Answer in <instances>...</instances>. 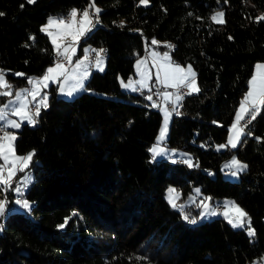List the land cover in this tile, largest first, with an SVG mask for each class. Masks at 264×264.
<instances>
[{"label":"trees","instance_id":"16d2710c","mask_svg":"<svg viewBox=\"0 0 264 264\" xmlns=\"http://www.w3.org/2000/svg\"><path fill=\"white\" fill-rule=\"evenodd\" d=\"M94 1L100 12L79 46L106 47L104 68L91 70L73 97L50 85L36 123L16 129L15 151L34 152L23 193L31 204L0 213V264H264V109L243 125L235 148H216L254 63L264 60V0ZM89 2L0 0V69L12 90L55 60L41 31L48 16ZM217 9L223 23L212 19ZM146 43L194 69L199 91L181 96L166 138L192 153L191 167L149 158L161 111L139 90L121 88ZM232 154L247 165L237 179L220 167ZM169 183L181 199L196 185L211 200L232 197L255 235L222 215L198 218L194 203L185 214L173 208ZM7 195L11 204L14 189Z\"/></svg>","mask_w":264,"mask_h":264},{"label":"rangeland","instance_id":"374dc122","mask_svg":"<svg viewBox=\"0 0 264 264\" xmlns=\"http://www.w3.org/2000/svg\"><path fill=\"white\" fill-rule=\"evenodd\" d=\"M139 2H140V0H139ZM90 3H94L95 8H98V9L101 8V5L94 0H90ZM90 3H89V5H90ZM86 8H89V6ZM86 8H84V9H86ZM73 9H77V8L74 7ZM84 9L78 11L80 15L83 13ZM89 9H91V11L89 10V12L92 15V17L97 16V13L94 12V9H92V8H89ZM217 13H223V10L222 9L215 10L212 13V17L214 15H216ZM80 15L76 17L77 21H79ZM261 15H264V12L259 14V16H261ZM50 17H53V16H50ZM57 18H63L65 21L71 20L70 16H69V18H64L62 16H58ZM223 18H224V13H223L222 19ZM218 19H219V17H218ZM45 24L46 23H44V22L42 23V25H45ZM49 31H52L55 33L58 30L56 28H50ZM80 37H79V39H80ZM66 39H69L70 41L74 40L72 35L61 34V35L57 36V42L60 45ZM153 39H155L156 41H160L159 39H156L154 37H153ZM153 39H152V41H153ZM77 47H78V45H77V41H76V46L74 47V52L77 51ZM145 47H146V51L144 53H142L141 55H139L138 57H136V59L134 60V73L131 74L130 76L126 77V78H121L120 84H121L122 89L129 90L132 92H136V90L140 86L145 87L144 85H146L147 88H148V86H150V84H154V83H158V84L160 83V84L164 85V90H162V92H160L158 100H151L152 104L154 106H156L161 111V121H160V125L158 128V132H157L154 140L151 141L150 144L148 145L149 158L152 160L160 159V158H167L171 161H176L178 159H181L182 161L190 160L191 164H192L193 163V156H192V153L188 149H185L183 147L170 146L166 142V138L168 135L169 120H170V117H171L173 111H175L174 110L175 107L178 106L179 100H177V97L178 96L181 97V94H179L180 93L179 91L171 89V88H173L172 87L173 81L171 79L167 83H165V80H164V71L166 69L170 70L169 66H171L172 68L179 66V67L183 68L185 70V72H187L189 66H191V65L188 63L183 64V63H179V62L174 61L171 58L168 50L155 49V48H153L152 45L147 44V43L145 44ZM87 48H88V45H84L83 55L86 54ZM165 53L168 54L167 58H165ZM88 58H89V55H88ZM103 59H105V58H103ZM138 60L142 61V64L139 66L137 65ZM259 61H262V60H259ZM103 68L104 67H102L100 70H103ZM191 70L194 72V69L192 66H191ZM161 75L163 77H161ZM4 77H5V75H4ZM194 79H195L196 87H198L197 80H196L195 76H194ZM5 80H6V78H5ZM191 80H192V77H189V80L186 81V83L184 85L187 86L188 83H191ZM82 83H83V81H82ZM126 84L130 85V86L124 87V85H126ZM26 85L17 86L13 90L11 88H0V93H2V92H10L11 93V95H0V107H3L4 105H8V107L4 109V111L6 112V118L4 120H0V124H1L0 136H3L5 132H8L9 134L16 136V129L17 128L11 127L7 123V121H9V120L16 121L20 125L23 122H27V120L22 119L20 116L15 115L14 110L16 108L20 107L21 101H23V103L27 105V111L35 119V109H36L35 105L43 98L42 93H41L42 91L40 90V87H39L38 90H39L40 94L38 96H36L35 99H33V97L30 95V99H29V97L26 93V89H25ZM48 86L49 85H47V87ZM177 86H182V85L178 84ZM23 89H25V92L24 91L22 92ZM140 89H142V88H139L138 90H140ZM189 89H190V91H192L191 88H189ZM82 90L83 89H78V91H73V95H71V96H69L68 93H65V94L59 93V94L66 96V97H73L74 95H76L77 93H79ZM146 90H148V89H146ZM17 92L21 93V96L19 98L16 96ZM164 93H168L169 96L166 98ZM45 94L47 95V92ZM240 99H242V97ZM240 99L236 105V109H235L233 118H232L230 124L228 125L226 140L224 142H220V143L216 144V148H218V149H222L219 147L220 145H226L223 148H226V147L232 148V146L230 144H228V141H229L230 137L235 136V131L232 130V125L234 122H237V120H236L237 113H238V110L240 109L241 102L243 101ZM170 104L172 105V107H170ZM31 105H34L33 106L34 109H31ZM244 114L245 113L242 114L243 118H245V116H246ZM31 125H33V124H31ZM238 127L243 129V131H242V133H243L244 127H243V125L240 124V120L238 121ZM164 128H166L164 138L162 140H158V137L160 136V133H161L162 129H164ZM238 141H237V143H238ZM157 146L159 149L163 150V153L154 154L152 151H150V149H153L154 147H157ZM30 152L31 151H27L25 153H17L15 151L16 155L21 156V157L27 155ZM154 155H155V158H154ZM234 159L239 161L242 165H245L244 161L237 158L234 154H232V155L228 156L227 158H225L224 160H222L220 167L222 170V175L226 178H229V179L239 178L240 170L235 165L232 164V161ZM3 164H4V161L2 159H0V165H3ZM10 166L11 165H8V167H10ZM233 172H236L237 174L235 176H233L232 175ZM5 176H7V172H5ZM32 176H33L32 170L29 168H25L23 171H17L15 173V175L12 177L13 178L12 189H14L15 194H19L20 199H17L15 197L16 195H12L14 197V199H13V202L11 204H7V201L10 199L7 196L8 186L0 185V187H2V188H0V201H4V203H5V208H4L3 214L5 213L6 209L7 210L8 209L9 210H13V209L14 210H28L29 207L24 208L23 204H18L16 201L17 200L27 201L29 203V206H30L31 201L28 200L26 197H24L23 193L25 192L29 183L31 182ZM17 188H19L20 190L17 191ZM169 189H175L176 190V193H173L172 195L175 196L176 194H178V198L176 199V204L178 206H181V205L183 206V207H176V208L181 209L183 214H185V210L187 211L189 209V208H187V205H191V203H194L193 205H197L199 208L197 211L194 209H192V211L194 213H197L198 218H201V219L222 215L228 221H229V219H232L235 221V219H236L235 215L233 214V212H231L229 210V208L227 206L230 205L232 202H235L236 205H239V207L242 208V206L230 196H224L220 199L216 198V199L211 200L209 195L207 193H204L203 190H201L200 187L197 185L193 186L192 190L189 192V194L184 199H181L179 197V194H180L179 190L176 188V186L174 184L169 183L167 188H166V191H165V197L167 200L169 197ZM6 196L8 198L7 201L5 200ZM219 200L223 204L222 209H219L216 206V204L219 202ZM202 201H203V203L208 205L207 209H205L202 206V203H201ZM202 212L205 213L204 216H201ZM226 212L228 213L227 216L225 215ZM213 213H215V214H213ZM231 225H233V224H231ZM249 225H250L249 224V218L247 216L246 218H244V223L242 225L243 227H245L247 232H248ZM251 229H252V227H251ZM262 261L264 263V256L262 258Z\"/></svg>","mask_w":264,"mask_h":264},{"label":"snow or ice","instance_id":"6c2138e0","mask_svg":"<svg viewBox=\"0 0 264 264\" xmlns=\"http://www.w3.org/2000/svg\"><path fill=\"white\" fill-rule=\"evenodd\" d=\"M35 0H28V3H34ZM149 0H140L141 4H147ZM23 7V5H21ZM89 8L94 9L95 13H99L100 9L95 8L94 3H90ZM0 15H3V13H0ZM71 20L65 21L63 18H55V17H49L48 21L45 25L41 26V31L45 32L51 39L53 44L56 46L57 49H59L60 44L57 42V36L61 34L65 35H72L74 40L79 39L80 36H83L87 31H89L92 27H94L93 23V17L89 12V9L86 8L83 10V13L80 15L79 21H77L76 17L78 15L77 9H72L69 13ZM219 17V19H218ZM223 13H217L212 17L213 20H216L218 23H223ZM257 20H264V15H261L260 17H257ZM123 23V22H122ZM50 28H56L57 32L49 31ZM30 39H33L30 37ZM153 44L159 43L155 39L152 41ZM171 46V45H169ZM96 52L97 56V63L100 62V56L104 52L103 49L94 50ZM64 54L67 56V58L71 59V57L68 55V49L65 48ZM58 55L60 53L58 52ZM167 53H165V58H167ZM77 68L80 66V61H77ZM142 61L138 60L137 65H141ZM257 73H255L252 78L249 80V90L246 93L244 100L241 102L240 109L237 113V122H234L232 125V130L235 131V136L230 137L228 144H230L233 148L237 146V141L240 139L241 133L243 131L242 128L238 127V121L243 119V113H249L251 115V119H255L256 116L261 112L262 109H264V64H257ZM170 70L164 71V80L165 83H167L170 79L173 81L172 87H176L179 85H184L186 81L189 80V77H192L191 83L187 84V87L191 88L193 92L199 91L198 87H196L195 83V73L191 70V66H189L187 72L179 66H176L172 68L169 66ZM65 68L64 65L61 63L56 64L53 67H49L45 75L38 80H31L30 83L33 84V90L28 92V95H31L33 99H35L36 96H38L39 93V86L43 84L44 86H47V81L54 80L57 76L65 75ZM16 75H23L21 73H17ZM86 75V74H85ZM130 85H124V87H129ZM146 87V85H144ZM11 86L7 84V81L5 80L4 73L0 71V88H10ZM63 91V89H61ZM75 91V89L73 90ZM0 95H11L10 92H2ZM69 96L73 95V92L68 93ZM165 97L167 98L169 96L168 93H164ZM16 96L19 98L21 96L20 92L16 93ZM148 99H151V97H148ZM181 99V97H177V100ZM48 97L45 94L43 98L36 104L35 109V115L38 116L41 111V105L44 108L48 107L47 104ZM11 103V102H10ZM8 105H4L3 107H0V120H4L6 118V112L4 111L5 108H7ZM15 115L20 116L22 119L27 120L30 124H35L36 120L33 118L31 114L27 111V105L21 101L20 107L16 108ZM7 123L13 127V128H19L21 125L16 122L9 120ZM231 131V130H230ZM166 132V128L162 129L160 136L158 137V140H162L164 138ZM16 137L14 135L9 134L8 132H5L3 136H0V159L4 161L3 165H0V185L4 186H10L12 177L15 175L17 171H23L25 168L28 167V164L31 162L32 156L34 155V152H30L27 155L21 157L17 156L15 153L14 148V141ZM226 145H220V148L225 147ZM154 154H161L163 153L162 149H159L158 146L154 147L153 149H150ZM155 158V155H154ZM184 163H187L190 167L192 166L190 160H185ZM232 164L235 165L240 171H243L246 169L247 165H242L239 161L233 160ZM8 165H11L8 167ZM5 172H7V176H5ZM237 173L233 172L232 175L235 176ZM20 189L17 188V191ZM176 193L175 189H169V203L173 208L176 207H183L178 206L176 204V199L178 198V194L173 196L172 194ZM18 204H23L24 208L29 207V203L27 201L23 200H17ZM202 206L207 209L208 205L201 202ZM231 212L235 215L236 219L235 221L232 219H229V223L233 224V227H240L244 223V218L247 217V213L239 207V205H236L235 202H232L230 205L227 206ZM5 208L4 201H0V213H3ZM215 214V213H213ZM205 213L202 212L201 216H204ZM225 215L227 216L228 213L226 212ZM185 220H188L189 223H196L195 219H189V217L185 216ZM67 222V218H66ZM58 227L63 228L64 225H58ZM248 234L249 236H254L255 232L253 229H251L250 225L248 228ZM139 259V258H138ZM147 259V258H143Z\"/></svg>","mask_w":264,"mask_h":264},{"label":"crops","instance_id":"0c3cea01","mask_svg":"<svg viewBox=\"0 0 264 264\" xmlns=\"http://www.w3.org/2000/svg\"><path fill=\"white\" fill-rule=\"evenodd\" d=\"M90 3V2H89ZM89 3H88V6H89ZM87 6V7H88ZM74 8V7H73ZM71 8L70 11L73 9ZM76 8V7H75ZM78 11L82 10V9H79L77 8ZM70 11L68 12V14L70 13ZM79 12H78V15L79 16ZM50 16H53L55 18H57L58 16H61V15H50ZM48 16V18L50 17ZM70 15H68L67 17H64V18H69ZM48 18L44 21V23H47L48 21ZM52 41V39H51ZM63 41V40H62ZM76 41H77V51L74 52V47L76 46ZM70 42V43H69ZM53 43V42H52ZM54 45V44H53ZM65 48L68 49V55L71 57L70 61L69 59L67 58V56L64 54V50ZM91 48V45H88V48L86 50V54L83 55V51H84V45L80 48L79 46V39L78 40H69V39H66L65 41H63V43L60 45V48L59 50L56 48V46L54 45V50L55 52L58 54V52L62 55H64L66 58H67V61H59V60H54L52 63H50L46 68L45 70L39 74V75H34V76H31L29 78V83L26 85L25 89H26V93L28 95V92L32 91L33 90V84L30 83L31 80H38L39 78L43 77L45 75V72L46 70L49 68V67H53L55 66L56 64L58 63H61L64 65V68H65V75H61V76H57L54 80H49L47 81V85H55V88H56V92L59 94H65V93H69V92H73V90L75 89V91H78V89H83L84 88V81L86 79V77L88 76V74L90 73L91 70H94V69H101L102 67H104L105 65V59L103 58H99L100 59V62L99 64L97 63V59L94 61V62H90L89 61V58H88V53H89V50ZM156 54V53H155ZM154 54V55H155ZM77 61H80V66L79 68H77ZM257 64H264V60L262 61H256L254 63V67H253V72L250 76V79L252 78V76L257 73V68H256V65ZM1 70V69H0ZM2 71V70H1ZM195 73V72H194ZM86 74V75H85ZM77 77V78H76ZM161 77H163L161 75ZM162 79V78H161ZM249 79V80H250ZM83 81V83H82ZM160 84V83H159ZM158 83H154V84H150V86L147 87H139V88H144V89H150L152 87H154L155 85H159ZM82 85V86H81ZM48 86V87H49ZM40 90L42 91V96L45 95V93L47 92V95H48V87L47 86H44L43 84H41L40 86ZM138 88V89H139ZM174 88V87H173ZM25 89L22 90V92L24 91L25 92ZM61 89H63V91H61ZM137 89V90H138ZM136 90V91H137ZM164 90V89H163ZM247 90V91H246ZM246 90L241 94V97L242 99L240 100H244V97L246 95V93L248 92L249 90V81H248V86L246 88ZM190 91V89H189ZM162 92V91H161ZM181 94V96L183 95L182 93H179ZM29 99H30V95H28ZM48 97V96H47ZM240 97V98H241ZM42 98V97H41ZM36 107V105H35ZM42 107V106H41ZM248 114V113H247ZM246 113L244 115H247Z\"/></svg>","mask_w":264,"mask_h":264},{"label":"built area","instance_id":"2783aa9c","mask_svg":"<svg viewBox=\"0 0 264 264\" xmlns=\"http://www.w3.org/2000/svg\"><path fill=\"white\" fill-rule=\"evenodd\" d=\"M89 9V8H88ZM90 11H91V9H89ZM61 16L62 17H67L68 16V13H62L61 14ZM93 20H95L94 19V17H93ZM99 49H103L104 50V52L103 53H107V49H106V47H104V46H94V45H92L91 46V48H90V50H89V53H88V55H89V61L90 62H94L96 59H97V56H96V52L94 51V50H99ZM103 53L101 54V58H103ZM55 59L56 60H59V61H67V58L64 56V55H62V54H60V55H58L57 53H55ZM164 89V85H162V84H159V85H155L154 87H152V88H150V89H148V90H146V89H144V88H142V89H140V90H143L144 92H145V96L146 97H151V100H158V98H159V95H160V92L162 91ZM172 90H177V91H179L180 93H182V94H184V93H188L189 92V88L186 86V85H182V86H176V87H174V88H171ZM34 105H31V109H34V107H33ZM170 107H172V105L170 104ZM176 109V108H175ZM250 117H251V115L249 114V115H246L245 116V118H243V119H241L240 120V124L241 125H244L245 123H247L248 121H249V119H250ZM13 178H12V180H11V183H10V186H8V190L10 189H12V187H13ZM8 196V195H7ZM7 196L5 197V200L7 201L8 200V198H7ZM17 199H20V197H19V194H16V196H15ZM216 206H217V208H219V209H222L223 208V204L221 203V202H218L217 204H216ZM189 217V219H190V216H188Z\"/></svg>","mask_w":264,"mask_h":264},{"label":"bare ground","instance_id":"6f19581e","mask_svg":"<svg viewBox=\"0 0 264 264\" xmlns=\"http://www.w3.org/2000/svg\"><path fill=\"white\" fill-rule=\"evenodd\" d=\"M93 21H96V20H93ZM105 56H106V54L103 53V58H105ZM139 91H140V93H142L145 96V92L143 90H139ZM174 110H176V109H174Z\"/></svg>","mask_w":264,"mask_h":264}]
</instances>
